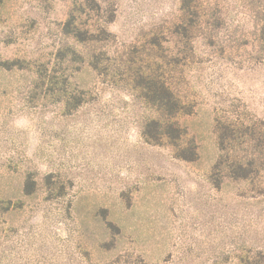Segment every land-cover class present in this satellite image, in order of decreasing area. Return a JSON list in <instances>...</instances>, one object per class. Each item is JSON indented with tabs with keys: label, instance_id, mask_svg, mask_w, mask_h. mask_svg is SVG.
Instances as JSON below:
<instances>
[{
	"label": "rangeland",
	"instance_id": "1",
	"mask_svg": "<svg viewBox=\"0 0 264 264\" xmlns=\"http://www.w3.org/2000/svg\"><path fill=\"white\" fill-rule=\"evenodd\" d=\"M180 4L1 0L0 264H264V173L210 179L214 120L264 121V0H195L207 24L186 41ZM70 17L100 40L66 35ZM167 54L195 104L190 162L141 135L155 113L131 80Z\"/></svg>",
	"mask_w": 264,
	"mask_h": 264
},
{
	"label": "trees",
	"instance_id": "2",
	"mask_svg": "<svg viewBox=\"0 0 264 264\" xmlns=\"http://www.w3.org/2000/svg\"><path fill=\"white\" fill-rule=\"evenodd\" d=\"M194 2L195 0H181L182 21L173 26V34L183 41L191 38V27L192 29L197 28L203 21L207 24L206 14L196 11V7L192 8ZM184 20H187V23ZM63 31L78 43H95L100 40L94 32L77 23L73 17L65 22ZM260 31V41L264 46V22ZM98 56V54H92L88 62V65L95 71L99 70ZM177 65L176 57L167 54L164 57L161 74L152 68L149 74L138 73L131 82L155 113L154 117L148 118L143 124L141 132L143 139L153 145L166 142L172 148L174 158L190 162L197 157L196 144L177 119L192 114L195 104L179 95L165 78ZM69 99H75V95L69 94ZM214 134L218 149V157L210 174L214 187L218 188L223 179L250 180L262 176L264 173L263 120L216 118Z\"/></svg>",
	"mask_w": 264,
	"mask_h": 264
}]
</instances>
